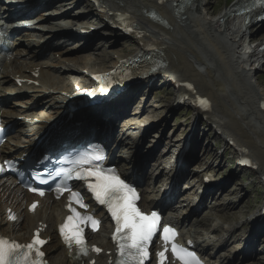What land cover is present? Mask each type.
Returning a JSON list of instances; mask_svg holds the SVG:
<instances>
[{"label":"rangeland","instance_id":"rangeland-1","mask_svg":"<svg viewBox=\"0 0 264 264\" xmlns=\"http://www.w3.org/2000/svg\"><path fill=\"white\" fill-rule=\"evenodd\" d=\"M202 1L203 3L205 2V0ZM232 1L234 0H207L205 8L206 15H203L202 11L198 20H196L197 17H194V19L191 18L192 20L190 21L192 22L189 21V24H187L188 26L184 29L179 28L181 30L178 29V31L176 27L174 32L176 37H173L177 40V45H186L188 43L187 45H190V47L193 48V53H191L181 46L183 56L188 60V64L192 67V70L198 74L200 73L201 76L199 77L208 80V78L205 77L207 75L205 72L207 68L212 67V75L217 77H215V81L224 82L222 83L223 85H221L225 90V93L224 96H222L223 99L219 98L218 103H220V105L224 103L229 107L233 106L229 108V110H231L229 111L230 113L237 115V118L245 116V118L241 119V128L248 131L250 130L249 128L252 127L251 132H248L250 136L257 138L260 135V139L264 140V115H261L264 114V110L257 108L258 110L255 111L254 108L255 93L257 91H262V93H264V66L261 65V61H257L255 63L257 71L254 72L253 70L252 73H250L249 63L248 66L247 64L243 66L244 63H240L241 65L239 66H242L243 69L241 71H237L236 69L239 66H233L230 62V51H232V46H240V48L236 49V51L238 50L241 53V51L244 52L245 48L249 44L254 43V41H262L264 39V26H259V28L254 27L247 31L248 34L246 38H240V36H238L240 35L239 31L241 28L239 23L235 26L231 25L232 29L230 35L219 34L224 31V27L221 28L220 32V28L213 29L208 25L209 21L213 20V17L209 16V14L214 13L220 15ZM64 3L66 4V6H63L65 8L64 11H66V13H70V15L74 18L72 24L66 23L67 27L73 29L71 31H74L75 24L78 22L82 23L84 26H91L98 30L103 29L100 19L95 15V13L90 15L89 5L85 1L69 0L64 1ZM234 4H236V2ZM127 5H129L128 7L132 5V7L135 8L133 2L129 1ZM55 8L56 7L51 6L50 8L42 10L38 14L42 15L40 17H43L44 19H50L48 23L45 22V25L48 27L56 26L57 24L60 25L59 18H56V15L59 13V7L56 8L58 11H53ZM50 10L53 12L45 14ZM200 20H208L203 24V29H205L207 35L201 34L200 32L199 34L195 33V28L192 29V27L198 24L196 21ZM177 32L180 34L182 32L183 35H178ZM102 34V36L92 40L89 46H87L88 48L86 47L87 49H83L81 51H77L78 47H75L80 43L78 39L62 40L57 49L47 53L44 52V55L37 60L36 64L40 63L41 65L44 63L42 65L55 66L56 68L60 67L62 70H64L65 67L72 68L64 63L62 56L58 54V52L61 51L62 45H64V49L66 51L73 50L74 52H77L75 54H77L79 59H82L84 62L86 61V63L89 62V65L97 70L110 68L113 64L111 62H113L116 55L123 54V56H128L134 54L137 50L132 41L118 36L117 33L112 32L111 30H104ZM231 34L233 35L231 36ZM260 37L262 38L259 39ZM38 40L33 42V44L35 45ZM218 43L222 44L220 45ZM227 52H229V54ZM194 53L198 55H195ZM192 54L196 57H193ZM239 57L241 58V56ZM117 58L118 56L116 59ZM200 59H203L206 66L203 67V63L198 61ZM254 60H257V58ZM26 62L29 63L30 59L21 58L19 66L26 68ZM47 62L49 63L47 64ZM28 67L29 66H27L26 69H28ZM226 67H228V69ZM61 74L62 80L66 82L70 74L68 72ZM141 88L140 93L131 98L128 106L129 108L126 109V114L124 115L126 122H128L125 123L129 124L127 126L128 129L126 130L123 128V125L119 126L118 124V126L116 125L113 134L116 138H119L124 133L137 135L139 131V129H137L138 126L135 125L136 128H132L133 126L130 124L134 118H140L138 121H145V123L149 122L150 124L154 123L156 120H160V122L162 120L165 121L163 126L158 129L157 127H151L155 129H153L154 131H150L148 133L149 135L147 134V138H145L143 142L145 148L144 150L141 148L142 150H140L139 154L144 158L147 157L145 156L146 154L155 155V158L150 161L148 165L149 167L142 173V178H146V185L143 187L144 196H146V198L148 197L149 200H152L154 197H158L161 194L160 190L162 185L165 184L170 171L174 169V163L171 159H173V156L178 148L179 143L177 142H179V137L181 136L182 131H186L185 127L189 125L188 122L192 119L193 113L191 110H188L187 107L180 108L174 112L170 111L169 102L173 100L177 88H175L174 83L166 82V79L163 77H160L147 89L145 87ZM24 99L25 98L21 97L20 101ZM168 104L169 107H167ZM188 104L190 105L191 103L188 102ZM8 108L16 114L19 110V108L14 106L11 101ZM222 116L220 113L216 114V117H218L217 121L219 122L218 123L216 121V123L222 125L221 127L224 130V128H227L226 126L229 120L227 117ZM242 124H244V126ZM247 125L248 127H246ZM201 130H205L207 133L201 135L200 142L192 152L195 156L190 154L188 157L187 166L183 172L184 177L180 179V181H182L180 182V186L178 188L179 194L172 200L170 206L173 209L171 212L178 218L180 217L179 220L181 219L184 223L187 219H189V221L186 222L188 225L186 230L188 229L200 242L204 241L206 243L205 245H210V248L212 245L215 246L222 244L221 241L225 238V235L229 236L230 234V239L228 238L225 241V247L220 249V257L225 259L231 254L238 253L242 249L243 243L246 239H248L250 235H253L257 242H255V240L253 241L255 246L249 250V255L243 263L264 264V224L259 225L257 229L254 230L255 227L253 228L252 223L254 217L258 215V212H260L264 203V183H262L260 179L261 177H259V174H257L254 170L240 168L236 165L237 154L235 150L237 147L233 148L229 144L225 143L227 139L224 136L223 131L222 134H216L211 131H206L207 129L205 126H202ZM9 137L10 136H8V138ZM161 153L164 154V159H162L160 163L156 162ZM257 161L259 162V160ZM203 177H209L211 179L210 184L213 189L210 193L209 191L205 193L206 196L203 198L201 203L197 202L196 205H193L190 200L195 198V202L200 195L199 191L203 190ZM188 198L189 203L187 207L185 205V201ZM197 206L200 207L197 208ZM188 208H190V210ZM168 211H170V209ZM192 213H194V215H192ZM195 219H197V221H194ZM201 220L203 222L210 221L203 226V224L198 223ZM255 232H261V234L258 235ZM235 259L239 258L237 257Z\"/></svg>","mask_w":264,"mask_h":264},{"label":"bare ground","instance_id":"bare-ground-1","mask_svg":"<svg viewBox=\"0 0 264 264\" xmlns=\"http://www.w3.org/2000/svg\"><path fill=\"white\" fill-rule=\"evenodd\" d=\"M82 1H85L89 5L90 15L95 13V15L100 19V22L103 26V29L97 30L96 33H102V32H104V30H107V28H108L107 22L113 21V24H115L120 19V17L128 16L130 21L132 22V24L137 29L136 33L132 37H134L137 40L136 43L138 45V51L136 50L132 56H133V58H137L138 60H141L139 62V64L134 69L140 70V68L145 67V65L147 64L146 60L149 58H150V60L161 59L164 63L167 64V67H164L163 69H161L160 73L164 74V76H165L164 79H166V82L174 83V85H176V84L178 85L179 89L177 90V92L183 96H186L188 98L187 101L189 103H191V105H193V101L197 98V96H200L202 98H207L208 100H210V102L212 103V111L215 112L216 114L220 113L221 116L223 115L224 117H227L229 120L228 123L230 125L227 123V126L225 125L227 127L226 129L224 128V130H222L223 128L220 127V126H222L220 124H218L217 128H218V130L223 131L224 136L227 139H229V141L233 142V145L230 142H228L227 144H229L233 148L237 147L235 150V152L237 154V162L242 157H247V158L251 159L255 166L259 165L258 170L256 172H257V174H259V177H261V179H264V166H263V163H264V140L260 139V135L257 138H253L250 136V134L248 132H251L252 127L249 128L250 130H248V131L245 129L243 130L241 128L242 126H241L240 122H241V119L245 118V116H241L240 118H237L236 117L237 115L230 113L229 111H231V110H229V108L233 107V106L229 107V106L225 105L224 103H222L221 105H220V103H218L219 98L221 99L225 93V90L222 88V85H223L222 83H224V82L215 81L217 77L212 75V72H211L212 67L207 68L206 72H205L207 74L205 77H207L209 80V82H208V80L199 77V76H201L200 73L198 74L194 70H192V67H190V65L188 64L189 63L188 60L183 56V50H182L181 46H183L184 49H186L187 51H190L191 53H193V48H191L190 45H187L188 43L186 45H183V44L177 45L176 44L177 40L174 38V37H176L175 36L176 34H174L176 27H177V30L179 28L184 29L185 27L188 26L187 25V24H189L188 22L190 20H192L191 18L194 19V17H197L196 20H198L199 16L201 15V12L203 11L202 10V4H203L202 0H168L169 5H170L169 9H165V7L161 8L158 5L159 0H155V2H153V0H96L94 2H91L92 4L88 3L86 0H82ZM129 1L134 3L135 8H133L132 5L130 6L132 8V10L130 8H128L129 5H127V4L129 3ZM23 2H26V0H23ZM73 2H75V1H73ZM245 2H247V1L246 0H238L236 2V4L233 5V7L238 6L241 3H245ZM51 6H52L51 4H48L46 7L50 8ZM63 6H66V4L61 3L59 6V12L60 13L63 10H65V8ZM54 10H57V9L55 8V9H53V11ZM150 10H153L155 13H157L159 15L160 19L159 18H155L152 20L149 19L150 17L147 16L146 13L149 12ZM53 11L52 10L47 11L48 13H45V14H49L50 12H53ZM35 15H36V13L32 14L30 18L38 20L39 26L43 29L44 32H46V34L43 35L42 33H38L37 38L39 40L37 39L38 41L35 45L33 44V42H26V43L23 42V43H18V44L13 43L7 50L8 55L11 57H14L12 64L8 65L6 61H3L2 66L0 68V70H1L0 73H2V76L0 78L1 79L0 85L7 84L10 87L9 89H5V90H2V92H0V98L3 99L2 105H3V108H5L4 111L6 110L3 113L2 118L4 120V123L12 124V129L9 132L11 135L8 138L7 142L5 143V147H4L5 149H11L12 148L11 143H14V145L16 146V142H17L16 140L18 138L17 134L21 133L24 129H26V127L23 126L22 123L14 124L12 122L14 117H17L18 115L22 114L23 112L21 111V108H20L21 105H19V110L17 111V114L14 113L13 111H11V109L8 108L10 100L6 97L7 95L5 94L6 91L11 92L10 89L13 87V84H11L12 81L10 80V75H13L15 73H25L26 72V68L19 66V63H20L22 56H25L28 60L30 59V62L29 63L26 62L27 63L26 65L29 66L28 69L31 70L32 67H37L40 65V63L36 64V62H37V60H39L41 58L42 55H44V52L47 53V52H50L52 50L57 49L58 46L61 44L60 42L63 39H65V38H71L70 40L78 39L74 36V32H72V33L67 32V26H66V28H63V30L60 29V26L58 24L56 26L48 27L46 25H43V23L44 24H46L45 22L48 23V21L50 19H47V18L44 19L43 17H40L42 15H38V16L37 15L35 16ZM60 16H61V18L59 19V24H61L62 22H65V24L66 23L72 24V21L74 18L70 15V13H65V14L62 13V14H60ZM256 17H257L256 15H251V18L249 20L250 24L251 23L253 24V21L255 20ZM220 18L223 20L222 25L226 26L224 33L230 35L231 29H232L231 24L229 22L231 19V15L230 14H223ZM207 21H204V20L196 21V23H198V24L197 25L195 24L196 26L192 27V29L195 28L194 32L198 33V34L200 32L201 34L207 35V32L205 31V29H203V24L206 23ZM238 21H241V18H238ZM23 22H29V21H23ZM76 22H78V21H76ZM190 22H192V21H190ZM216 23L217 22H209L208 25L210 28H214ZM147 25H149L151 28H153L155 30L153 32H150V30L146 29ZM240 25L242 27V24H240ZM259 25L260 24H258L257 26H259ZM261 25L264 26V24H262V23H261ZM172 27L174 28L173 30H172ZM221 27L222 26H220V32H221ZM181 29H179V30H181ZM189 31H191V30H189ZM247 31H248V29L244 31L243 28H240V31H239L240 35H238V36H240V38H244V37L246 38V36L248 34ZM182 32H181V34H182ZM75 34H76V32H75ZM179 34L180 33H178V35ZM219 34H223V33H219ZM117 35L121 36L120 34H117ZM232 35L233 34H231V36ZM194 37H195V35H194ZM206 37H208V36H206ZM262 37H260L259 39H261ZM88 40H89V42L91 41V39H88ZM149 43L156 44V49L153 50L152 52L149 49V47H147V45ZM218 44H220V43H218ZM75 47H78L77 51H81L83 49L88 48V47L87 48L85 47L83 49H79L80 48L79 44ZM179 48H181V49H179ZM236 49H238V47L235 48V46H234V47H232V51H230L231 52L230 62L233 64V66L241 65L239 62V60H240L239 56L243 55V53H242L243 51H241V53H240L238 50L236 51ZM247 49H251V48H247ZM220 51H221V49H220ZM218 52H219V50H218ZM53 53H54V51H53ZM75 53H77V52H74L73 50L72 51H69V50L66 51L64 49V45H62L61 51L58 52V54H60L62 56L64 63L69 61L68 63H75L76 65L79 63L82 66L86 67V64L82 62L83 60L79 59L77 54H75ZM187 53H189V52H187ZM227 53L229 54V52H227ZM187 55H189V54H187ZM195 55H198V54H195ZM195 55H193V57H196ZM147 56H149V57H147ZM259 57L258 56L255 57V58H257V60H254L255 58L252 60L250 59L249 61L243 60V63L247 64V66L249 63V67H250L249 72L250 73H252L253 70H254V72L257 71L256 67H255L256 66L255 63L257 61H261L260 62V63H262L261 65L264 66V55L261 58H259ZM15 58H16V60H15ZM121 59H124V56H122V54H120L117 59H114V61L111 62V63H113L112 67L116 66ZM198 61L203 63V67L206 66L203 59H200ZM216 61H218V60H216ZM48 63L49 62H47V64ZM42 64H44V63H42ZM245 64H243V66ZM226 68L228 69V67H226ZM242 69H243V67L239 66L236 70L241 71ZM79 71L80 70L77 68H68V67H65L64 70H62L61 68H58L55 70V66H54V69H50V66L47 70L42 69V72L44 73V77H45V79H47L48 88H50L51 90H56V89L60 88L58 82L52 81L53 77L57 78V76H58V79L62 80L60 77V75L62 76L61 73H64V72L67 73L68 72L70 74V76H72L74 74L79 73ZM147 75H148V72L142 74V76H143L142 79H144L143 81L136 82L134 85L125 88V90L117 97V99L110 103V105H113L115 107V109H112V111H114L113 113H115V114H126V109L129 107H125V105L130 102L129 100H130L131 93H133L132 96H134V95L140 93V91L142 89L141 87H145L146 89L149 87V84L152 80V77L147 76ZM29 79H31V77H29ZM59 83H61V81ZM184 83H192L195 86L196 92H194L193 90H189L188 92H185L184 87L182 86V84H184ZM211 83H213V84H211ZM61 87L65 88V87H67V84L63 83V86H61ZM42 90L44 92V91L49 90V89H42ZM22 97H24V96H22ZM254 98H255L254 99L255 102L256 101L259 102L264 98V93H262V91H257L255 93ZM32 99H34V98H26V99L22 100L23 103H21V104L24 105V104L30 102ZM227 101H229V100H227ZM255 102H254V108H255V111H257L258 109L255 106ZM59 104H60V96L50 95V97L47 100L39 102V104L37 106L48 107L50 109V111H52L54 113V116H57L59 114V112H57V109L61 108V107H59ZM231 105H232V102H231ZM233 105H234V103H233ZM103 108L105 111L110 110V107L107 103L106 105H104L101 108H94L93 111L87 110V112H81L76 121L73 120V121L66 124L63 120L60 123L61 128H56L49 133V139H48V141L45 140L43 142V147L47 150H60L62 148L63 144L85 142V140H88V139L101 140L102 141L103 138L106 140V143H105L106 145L110 144V141H114V145H120L123 143L124 144L127 143L129 141V139L126 138L125 135H122L117 139L115 137H113V131L115 129V120L113 118H110L109 122H107V123L103 122V119L100 115V114H103V111H102ZM83 110H85V109H82L81 111H83ZM213 112L210 113V116H213L214 118H216ZM113 113H111V114H113ZM51 119H53V118H51ZM139 119L140 118H138L136 120H139ZM153 121H155V120H153ZM212 121L215 124L216 119H213ZM164 122L165 121L162 120L161 122L158 123V120H156L155 123H152L151 127H157V129H158L161 126H163ZM126 123H128V122H126ZM140 123H142V121ZM144 123H145V121H144ZM146 124H150V123L146 122ZM242 125L244 126V124H242ZM138 126H140V124ZM229 126H231V127H229ZM151 127L148 128V130L146 131V133L144 135H143L142 131H138L139 135H141V140H140V143L138 144L139 148L136 150L135 155L132 157V163L134 165L133 172L129 171L128 173H126L127 177H129L131 180L135 181V183L139 186L140 190L143 191V194H144V190L142 189V187H144L146 185V178H142L143 177L142 173L146 168L149 167L148 165H149L150 161L155 158V155H153V154L147 155L146 154L145 156H147V157L144 158V157L139 155L140 154L139 150L141 148L144 150L145 147L143 145V142H144L145 138H147L146 137L147 134L150 131H154L153 129H155V128H151ZM246 127H248V125ZM130 141L132 142V140H130ZM134 143L136 144V141H133V144ZM177 143H179V142H177ZM28 144H31V143L28 142ZM27 148H29V145L27 146ZM15 150L17 152V155H21V154L25 153V151L18 152L17 148H15ZM39 150H40V148L38 149V151ZM145 152H148V151H145ZM191 155L195 156L193 153H191ZM162 159H164L163 153L160 154V156L156 160V162L160 163ZM256 159L259 160V162L260 161L261 162L259 163ZM178 161H179V158H177V160L175 162L176 166L174 167L173 170L170 171V174L175 176V173H178L176 181L179 183L180 179H182L184 177V173L182 172V167H180V169L178 171V167H177ZM161 176H162V174H161ZM172 181H174V177L171 180V183H172ZM210 186H209V188H210ZM177 187H178V184L174 186L173 192H174L175 188H177ZM167 188H168V184L166 185L165 189H167ZM210 191H211V189H210ZM20 192L21 191L18 188H16L13 183L0 181V198H1L2 208L4 209L5 207H12L19 212L20 218H22V221L19 223H16L13 225L5 224L6 228L3 229V233L5 235L11 237V238L16 239L17 235L20 233L21 234H27L28 232H31V230L35 227L36 223H38V222L46 223L48 225L49 230L52 231L54 228L55 220L59 219L63 214L62 203L61 202H54L51 200H44L42 202V205H43L42 210L39 213H36L34 216H28L26 211L22 212V208L24 206V203L26 201H28V199L30 197L28 195H26L24 193H20ZM203 193H204V191H203ZM169 198H171V196ZM188 200H189V198H188ZM194 200H195V198L193 200L192 199L190 200L192 204L194 203ZM165 202H166L165 199L160 200L159 198L155 201L148 202L144 198L142 206L148 207L149 209L154 207V205H156V207H159V208L160 207L166 208V207L171 206L170 203L165 204ZM193 205H196V201ZM192 207H194V206H192ZM192 207H190V208H192ZM198 207H200V206H197V208ZM262 209L259 212V216L257 215L254 217L253 222H252L253 225H256V223L258 222V219L260 220V222L264 221V216L261 217L262 216ZM192 215H194V213H192ZM178 221H179V223H183V224L187 225L186 222H188L189 219H187L185 223L181 219ZM194 221H197V219H195ZM209 221L203 222L201 220L198 223L203 224V226H205L204 224L208 223ZM31 223L33 226H30ZM256 228L257 227H255L254 230ZM102 235H103V232H101L100 234L97 235V237H95V243H100L101 245L104 244L105 236H102ZM46 251H47V254L50 256V257H48V259H50V261L53 264H78V263L74 262L71 257H70L71 259L68 258V256H69L68 252L66 251V249L64 247H62L58 243V241L55 237H53V240H52L51 244L46 248ZM248 255L249 254L244 256V258H242V259L239 258L236 260L223 261L222 264H242L243 263L242 261L245 260L246 257H248ZM104 261H106L105 258L100 259V262H104ZM80 264H82V262Z\"/></svg>","mask_w":264,"mask_h":264},{"label":"snow or ice","instance_id":"snow-or-ice-1","mask_svg":"<svg viewBox=\"0 0 264 264\" xmlns=\"http://www.w3.org/2000/svg\"><path fill=\"white\" fill-rule=\"evenodd\" d=\"M259 2L264 3V0H259ZM70 163L74 167L65 171L64 175L69 179L74 177L76 180L84 181L87 190L92 193L100 205L107 208L114 221L115 231L112 239L117 247L116 264H145V261L150 258L149 248L154 237L162 239L165 245V250L156 254L160 264H164L166 260L169 244H171L172 256L179 260L180 264H200L194 252L175 243L177 233L174 229L165 225L161 231L160 217L155 211L145 214L140 210L137 206L139 197L136 189L121 179L114 169H105L102 166L101 155L84 154ZM29 190L38 192L41 196L44 195L43 191ZM56 191L70 193L68 211L72 215L66 218L59 229L63 241L70 250L75 245L82 255H87L88 250L82 225L90 223L92 230L96 231L99 221L91 215L79 213L76 208L72 207V204L76 203L81 208H88V205L83 202L81 193L72 191L67 184L58 185ZM35 207L36 205L33 204L32 209ZM9 218L15 219L11 214ZM158 232H161L160 236H157ZM45 243L46 241L39 239L38 232L26 245L9 242L0 237V264H43L44 253L41 251V246ZM92 250L100 251L98 248Z\"/></svg>","mask_w":264,"mask_h":264}]
</instances>
